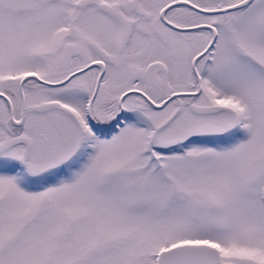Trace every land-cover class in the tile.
I'll use <instances>...</instances> for the list:
<instances>
[{"label": "snow or ice", "instance_id": "1", "mask_svg": "<svg viewBox=\"0 0 264 264\" xmlns=\"http://www.w3.org/2000/svg\"><path fill=\"white\" fill-rule=\"evenodd\" d=\"M0 264H264V0H0Z\"/></svg>", "mask_w": 264, "mask_h": 264}]
</instances>
